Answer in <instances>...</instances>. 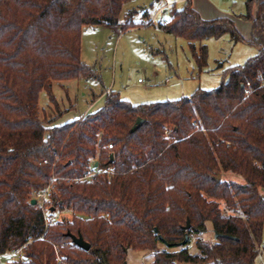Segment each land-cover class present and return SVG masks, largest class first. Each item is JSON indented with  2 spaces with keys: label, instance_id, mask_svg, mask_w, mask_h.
I'll return each instance as SVG.
<instances>
[{
  "label": "trees",
  "instance_id": "16d2710c",
  "mask_svg": "<svg viewBox=\"0 0 264 264\" xmlns=\"http://www.w3.org/2000/svg\"><path fill=\"white\" fill-rule=\"evenodd\" d=\"M128 1L0 0V252L26 243L28 262L16 264H61L57 255L70 264H124L129 248L155 250L148 264H256L264 225V1L255 12V0L245 2L248 40L230 18L202 19L190 0L159 23L188 41L200 71L206 39L229 34L258 49L229 66L218 87L139 104L114 92L82 118L49 126L57 119L41 116L42 91L55 102L54 83L95 77L81 57L84 26L138 25L133 10L119 22ZM227 171L244 183L216 180ZM48 185L55 220L46 227L31 200ZM63 209L71 218L56 220ZM207 222L215 241L200 237ZM159 242L178 250H157Z\"/></svg>",
  "mask_w": 264,
  "mask_h": 264
},
{
  "label": "rangeland",
  "instance_id": "374dc122",
  "mask_svg": "<svg viewBox=\"0 0 264 264\" xmlns=\"http://www.w3.org/2000/svg\"><path fill=\"white\" fill-rule=\"evenodd\" d=\"M213 1L222 10L231 9L236 13L245 11L246 0ZM196 2L204 6L203 0ZM234 2L236 4L232 9ZM184 3L185 0H129L123 6L119 22L122 24L125 13L133 10L135 13L131 20L138 25L125 31L119 25L84 26L81 57L93 68L95 77L54 83L52 91L55 102L51 101L47 92L42 91L39 105L45 121L57 119L66 122L75 117L82 118L102 107L105 96L114 92L138 104L174 100L190 95L197 88L213 89L218 87L229 66L244 64L256 53L255 47L244 42L233 43L229 34L209 38L203 41L208 47V65L200 71L191 56L188 41L159 27L160 22L170 18L173 6L181 8ZM221 179L244 183L241 176L229 171L222 172ZM261 192L264 195V189ZM55 217L56 220L71 218V213L63 209L57 211ZM207 228L200 237L215 241L210 222H207ZM262 240L256 264H264V225ZM156 246L157 250H178V247H169L161 242ZM189 249L195 251V245L189 244ZM155 252L151 249L129 248L125 262L148 264L153 261Z\"/></svg>",
  "mask_w": 264,
  "mask_h": 264
},
{
  "label": "built area",
  "instance_id": "2783aa9c",
  "mask_svg": "<svg viewBox=\"0 0 264 264\" xmlns=\"http://www.w3.org/2000/svg\"><path fill=\"white\" fill-rule=\"evenodd\" d=\"M164 9L166 10V8H164ZM169 21H170V18L164 19L163 23L166 24ZM139 81H141V80L139 79ZM251 90H252V88H251L250 84L248 83L247 88L245 89V93L248 95L251 92ZM108 148H112V144H108ZM98 172L101 173L104 171L101 170ZM108 172H110V171H108ZM95 173L91 172L89 175H86L85 177H82V178H87L89 176L94 175ZM50 190H51V185H48L41 190L34 191L33 195H32V198L36 200V204L42 210L46 227L48 225H50L55 220V218L49 214L48 200H49ZM189 239L191 240V243H194L197 239V235L191 233L189 235ZM26 246H27V244L25 243L22 246H20L19 248L0 252V264H16L18 262L27 263L28 257L25 255V252H24ZM57 261L58 262L62 261V257L60 255H57Z\"/></svg>",
  "mask_w": 264,
  "mask_h": 264
},
{
  "label": "crops",
  "instance_id": "0c3cea01",
  "mask_svg": "<svg viewBox=\"0 0 264 264\" xmlns=\"http://www.w3.org/2000/svg\"><path fill=\"white\" fill-rule=\"evenodd\" d=\"M190 1H191V4H192V8L197 12V14L202 19H215V18H219V17L230 18V19L233 20L236 29L239 31V33L242 35V37L245 40H248L250 38L251 22L249 20L244 19V18L241 17V14L245 13V11L243 13L242 12L241 13L240 12L236 13L234 10H231V9L222 10L219 7V5L214 3L213 0H203L204 1V6H201L200 4H197L196 0H190ZM262 1H264V0H255L256 3L254 5L253 12H255L256 9H257V3L262 2ZM235 4H236V2H234V4L231 5L232 9L235 6ZM245 10H246V8H245ZM160 23H163V22H160ZM230 40L233 43H235V44L238 43V42H234L231 37H230ZM239 42H244V43L248 44L246 41H239ZM249 46H251V45H249ZM257 52H258V49H256V53ZM236 65H240V64H236ZM75 118H77V117H75ZM75 118H73V119H75ZM69 120H72V119H69ZM69 120H67V121H69ZM62 123H65V122H59L58 120L55 122V124H62Z\"/></svg>",
  "mask_w": 264,
  "mask_h": 264
},
{
  "label": "water",
  "instance_id": "95a60500",
  "mask_svg": "<svg viewBox=\"0 0 264 264\" xmlns=\"http://www.w3.org/2000/svg\"><path fill=\"white\" fill-rule=\"evenodd\" d=\"M143 122V118L138 117L136 120V123L132 126L131 131H134L139 125H141V123ZM110 157H113V154H110ZM95 165H97V162L95 163ZM216 180H221V174H218L216 177ZM32 204H36V200L32 199L31 200ZM190 223L189 221H187V224L185 226V228H189ZM156 230V229H155ZM218 236V233H214V237L216 238ZM72 240L75 244H77L78 246L88 250L90 248V244L88 242H86L82 236H75L72 235ZM188 242V235L186 234L184 239L179 243V245H185ZM167 246H169L170 244L166 243ZM124 264H126V262H124Z\"/></svg>",
  "mask_w": 264,
  "mask_h": 264
}]
</instances>
